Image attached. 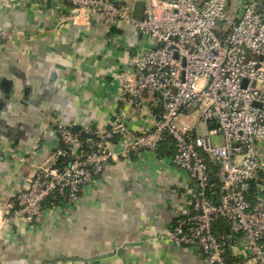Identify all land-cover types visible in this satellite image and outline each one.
Returning a JSON list of instances; mask_svg holds the SVG:
<instances>
[{
  "label": "crops",
  "instance_id": "0c3cea01",
  "mask_svg": "<svg viewBox=\"0 0 264 264\" xmlns=\"http://www.w3.org/2000/svg\"><path fill=\"white\" fill-rule=\"evenodd\" d=\"M35 1L0 0V27L14 33L0 38V226L38 166L54 163L58 122L91 134L120 114L130 133L112 142L116 155L77 202L52 204L34 226L0 227V264H212L205 253L162 236L193 214L198 192L173 160L172 138L157 150L123 153L135 135L153 128L152 114L162 109L153 92H144L141 111L123 93L134 78L142 35L131 25L99 18L63 21L72 4ZM180 119V126L193 124L214 144L223 142L221 133L210 132L217 124L202 120L196 108ZM259 147L264 159V141ZM208 155L212 175L222 182L221 164L215 169L218 161ZM230 229L226 220L216 223L217 231ZM247 241L244 233L231 240V264H258L244 247Z\"/></svg>",
  "mask_w": 264,
  "mask_h": 264
},
{
  "label": "built area",
  "instance_id": "2783aa9c",
  "mask_svg": "<svg viewBox=\"0 0 264 264\" xmlns=\"http://www.w3.org/2000/svg\"><path fill=\"white\" fill-rule=\"evenodd\" d=\"M62 2L72 4L63 21H115L153 40L136 53L134 78L125 82L123 93L141 111L144 92H153L162 109L152 114L153 128L135 135L123 153L157 150L171 137L174 162L198 184L193 214L178 219L162 236L177 247L205 253L212 264H231L228 247L244 233L245 249L264 264V159L259 147L264 141V0H238L235 5L229 0H144L142 18L134 15V2L128 0ZM13 35L0 27V38ZM191 108L200 111L202 120L217 124L210 132L222 134L221 144L198 134L193 124L173 122ZM57 131L54 163L38 166L30 185L3 212L1 226H34L49 199L61 206L77 202L116 155L110 147L114 139L130 133L120 114L107 128L92 132L87 146L73 127L58 122ZM206 154L221 164L220 199L209 195L212 173ZM252 183L257 203L246 193ZM219 220H226L230 231H217Z\"/></svg>",
  "mask_w": 264,
  "mask_h": 264
},
{
  "label": "trees",
  "instance_id": "16d2710c",
  "mask_svg": "<svg viewBox=\"0 0 264 264\" xmlns=\"http://www.w3.org/2000/svg\"><path fill=\"white\" fill-rule=\"evenodd\" d=\"M157 97H158V95H157ZM80 137H81V140L83 141V145L87 146L89 144L88 140L90 137H92V134H89L86 131H80ZM206 155L209 159V155L208 154H206ZM209 162H211V161H209ZM219 164L220 163L218 162L215 169L219 170V168H220ZM211 178H212V180H211L212 190L209 191V195L213 196L215 199H219V197H221V194H222V192H221L222 182H220V178L218 175H211ZM246 193H247V196L250 200H252L254 203H257V201H258V199H257L258 189H257L255 183H252L250 185V188L246 191ZM50 206H52V200L49 199L46 201V207H50Z\"/></svg>",
  "mask_w": 264,
  "mask_h": 264
},
{
  "label": "water",
  "instance_id": "95a60500",
  "mask_svg": "<svg viewBox=\"0 0 264 264\" xmlns=\"http://www.w3.org/2000/svg\"><path fill=\"white\" fill-rule=\"evenodd\" d=\"M58 0H47V6L57 5ZM144 0H135L134 2V15L142 18L144 15ZM255 105H261L260 102H254Z\"/></svg>",
  "mask_w": 264,
  "mask_h": 264
},
{
  "label": "rangeland",
  "instance_id": "374dc122",
  "mask_svg": "<svg viewBox=\"0 0 264 264\" xmlns=\"http://www.w3.org/2000/svg\"><path fill=\"white\" fill-rule=\"evenodd\" d=\"M128 1L131 2V3L135 2V0H128ZM141 35H142V38L144 39L143 44L141 46V49L148 48L149 46L153 45V40H152L151 36H149V35H143V34H141ZM125 45L128 48H130V46L128 44L125 43ZM191 109H193V108H191ZM181 115L177 119L173 120V122L177 123L179 126L182 125V123L180 121L181 120L180 119Z\"/></svg>",
  "mask_w": 264,
  "mask_h": 264
}]
</instances>
